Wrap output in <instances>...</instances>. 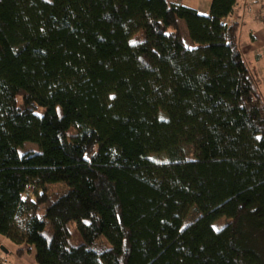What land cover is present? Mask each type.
I'll use <instances>...</instances> for the list:
<instances>
[{
  "label": "trees",
  "instance_id": "trees-1",
  "mask_svg": "<svg viewBox=\"0 0 264 264\" xmlns=\"http://www.w3.org/2000/svg\"><path fill=\"white\" fill-rule=\"evenodd\" d=\"M235 4L0 0V238L16 255L264 264V94Z\"/></svg>",
  "mask_w": 264,
  "mask_h": 264
},
{
  "label": "crops",
  "instance_id": "crops-1",
  "mask_svg": "<svg viewBox=\"0 0 264 264\" xmlns=\"http://www.w3.org/2000/svg\"><path fill=\"white\" fill-rule=\"evenodd\" d=\"M173 4H178L190 9H193L201 15H207L211 0H170ZM264 5V0H262ZM251 10V11H250ZM255 11L259 12V8L254 0H236L235 7L232 14L229 16V20L239 25L240 29V46L243 50L244 57L247 59L251 68L258 67L261 69L262 61L264 59V30L254 24L251 14ZM205 13V14H204ZM249 60L253 62H249ZM264 67V66H263ZM4 242L6 240L4 239ZM23 251L21 255H15L17 263L10 261V258L3 257L2 262L4 264H35L33 256L31 255V249L26 246H21ZM25 252H28L30 256L27 258ZM28 261H26V260Z\"/></svg>",
  "mask_w": 264,
  "mask_h": 264
},
{
  "label": "rangeland",
  "instance_id": "rangeland-1",
  "mask_svg": "<svg viewBox=\"0 0 264 264\" xmlns=\"http://www.w3.org/2000/svg\"><path fill=\"white\" fill-rule=\"evenodd\" d=\"M251 15L253 17V21H254L253 23L256 24L258 27L260 25V27H262L261 29L264 30V22H262L259 19V12L255 11V13L253 12V14H251ZM249 62H253V61L249 60ZM261 66H262L261 69H259L258 67L256 68V72H257V74H258V76H259V78L261 80L260 90L264 94V67H263L264 66V59L262 61V65ZM11 103L15 104V105H21L22 104V99L20 97H16L14 99H11ZM57 112H58V114H61L60 107L57 108ZM26 151H33V152H36V153L40 152L39 147L37 145L31 144V143H25L21 148H18V153L20 155H22ZM152 158H154V157L152 156ZM157 161L160 162L161 158L160 159L157 158ZM63 189H64V185L63 184H57V185L51 186L49 192L54 194V193L62 191ZM66 232L68 234V236H67L69 238L68 242H69V245L71 247H77V246H79L82 243V237H81L79 231L77 230L75 224H73V223L72 224H68L66 226ZM103 242H104V244H105V246L107 248L110 247V245L104 239H103ZM0 247H3L7 251L6 254H4L1 251L3 257H6L8 259L10 258V261L12 260V262L17 263V258H15V255H16L15 253H16L17 247H15V245H12V244H10L7 241L4 242V239L0 238ZM31 253H32L31 255L33 256V253H34L33 249H31ZM25 256L28 258L30 256V254L28 252H25ZM2 264H4V262H2Z\"/></svg>",
  "mask_w": 264,
  "mask_h": 264
},
{
  "label": "built area",
  "instance_id": "built-area-1",
  "mask_svg": "<svg viewBox=\"0 0 264 264\" xmlns=\"http://www.w3.org/2000/svg\"><path fill=\"white\" fill-rule=\"evenodd\" d=\"M254 2L256 3V5L259 8V19L264 22V5L262 3V0H254ZM2 259H3V255L2 252L0 250V264H2Z\"/></svg>",
  "mask_w": 264,
  "mask_h": 264
},
{
  "label": "water",
  "instance_id": "water-1",
  "mask_svg": "<svg viewBox=\"0 0 264 264\" xmlns=\"http://www.w3.org/2000/svg\"><path fill=\"white\" fill-rule=\"evenodd\" d=\"M0 250H1L4 254L7 253V251H6L3 247H0Z\"/></svg>",
  "mask_w": 264,
  "mask_h": 264
}]
</instances>
